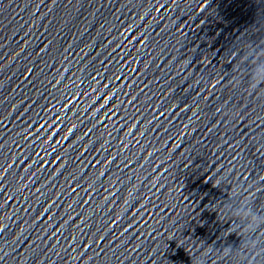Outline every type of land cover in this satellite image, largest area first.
Segmentation results:
<instances>
[{
  "label": "water",
  "instance_id": "1",
  "mask_svg": "<svg viewBox=\"0 0 264 264\" xmlns=\"http://www.w3.org/2000/svg\"><path fill=\"white\" fill-rule=\"evenodd\" d=\"M0 264H264V0H0Z\"/></svg>",
  "mask_w": 264,
  "mask_h": 264
}]
</instances>
